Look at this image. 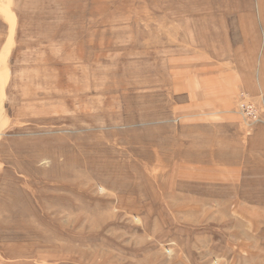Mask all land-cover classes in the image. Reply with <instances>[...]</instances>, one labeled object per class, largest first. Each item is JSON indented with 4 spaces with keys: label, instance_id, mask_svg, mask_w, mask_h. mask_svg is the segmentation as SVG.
<instances>
[{
    "label": "rangeland",
    "instance_id": "obj_1",
    "mask_svg": "<svg viewBox=\"0 0 264 264\" xmlns=\"http://www.w3.org/2000/svg\"><path fill=\"white\" fill-rule=\"evenodd\" d=\"M2 44L0 264H264V0H0Z\"/></svg>",
    "mask_w": 264,
    "mask_h": 264
},
{
    "label": "crops",
    "instance_id": "obj_2",
    "mask_svg": "<svg viewBox=\"0 0 264 264\" xmlns=\"http://www.w3.org/2000/svg\"><path fill=\"white\" fill-rule=\"evenodd\" d=\"M3 45L4 44H2L0 46V50H2ZM3 58H2V60H3ZM2 71H3V69H1L0 75L3 76L2 78H3L4 81L2 83L4 84V82L6 81V77L4 76V73ZM228 79L229 80H227V82H224L223 83V85H227V88L226 89L221 90L218 87L219 89H217L216 91L212 92L211 94L214 95L216 98H219L220 97L219 98L220 101L227 102V103L229 102L230 103L232 101V99L236 97L237 92L239 90L238 88L239 87L241 88L242 85H240V82L238 81V79L236 77H230ZM205 84L207 85L206 82H205ZM209 94H210V91L209 90H205V91H202L201 90V91H198V92H195L194 93V95L196 96V100H204L203 98H200V96L206 97ZM0 103H1V94H0ZM5 124L6 123H5V119H4V111H3V107H2V103H1L0 104V132L5 128Z\"/></svg>",
    "mask_w": 264,
    "mask_h": 264
},
{
    "label": "built area",
    "instance_id": "obj_3",
    "mask_svg": "<svg viewBox=\"0 0 264 264\" xmlns=\"http://www.w3.org/2000/svg\"><path fill=\"white\" fill-rule=\"evenodd\" d=\"M237 111L240 116L249 123L264 121V110L246 93H239L237 101Z\"/></svg>",
    "mask_w": 264,
    "mask_h": 264
}]
</instances>
